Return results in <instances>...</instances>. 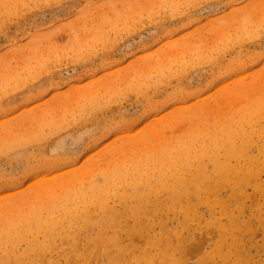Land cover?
Masks as SVG:
<instances>
[{
	"label": "rangeland",
	"instance_id": "obj_1",
	"mask_svg": "<svg viewBox=\"0 0 264 264\" xmlns=\"http://www.w3.org/2000/svg\"><path fill=\"white\" fill-rule=\"evenodd\" d=\"M217 138L231 177L214 174L227 183L189 219L151 208L156 233L188 238L216 213L228 241L187 264L210 247L217 264H264V0H0V215L131 168L139 147Z\"/></svg>",
	"mask_w": 264,
	"mask_h": 264
},
{
	"label": "bare ground",
	"instance_id": "obj_2",
	"mask_svg": "<svg viewBox=\"0 0 264 264\" xmlns=\"http://www.w3.org/2000/svg\"><path fill=\"white\" fill-rule=\"evenodd\" d=\"M197 114L203 115L201 108ZM194 142L185 147L175 145L183 155L177 150H164L166 154L139 147L131 168L106 172L100 180L75 181L73 188L55 191L51 199L31 206L30 211H15L10 218L1 214L0 264H187L206 240L213 241L215 248L202 253L198 261L217 264L212 249L225 244L231 230L216 213L209 221L199 213L200 229L177 240L173 238L178 232L157 235L156 229L161 227L150 213L163 201L171 207L185 204L183 212L189 219L193 210L209 204L215 192L211 186L226 184L223 178L231 177L223 172L221 153L214 149L221 142L218 138L210 142L213 149L200 144L198 152L190 150L195 148ZM233 152L240 163L253 161L242 146H235ZM106 157L104 154L100 163ZM86 173L79 177L85 179ZM214 174L223 178L214 181ZM232 177L242 178L239 173ZM220 204L224 207L226 201ZM159 225L169 227L164 220ZM217 235L222 236L219 241ZM233 237L237 242L239 236L234 233ZM228 256L222 258L228 260Z\"/></svg>",
	"mask_w": 264,
	"mask_h": 264
}]
</instances>
